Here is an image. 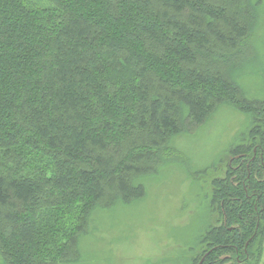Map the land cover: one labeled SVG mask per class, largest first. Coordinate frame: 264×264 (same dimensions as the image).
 I'll return each mask as SVG.
<instances>
[{
	"label": "trees",
	"instance_id": "obj_1",
	"mask_svg": "<svg viewBox=\"0 0 264 264\" xmlns=\"http://www.w3.org/2000/svg\"><path fill=\"white\" fill-rule=\"evenodd\" d=\"M262 2L0 0L7 264H78L98 208L144 191L143 175L182 153L175 138L223 104L250 112L251 126L224 151L228 161L201 169L219 175L196 264H260L264 98L236 75L259 50Z\"/></svg>",
	"mask_w": 264,
	"mask_h": 264
},
{
	"label": "rangeland",
	"instance_id": "obj_2",
	"mask_svg": "<svg viewBox=\"0 0 264 264\" xmlns=\"http://www.w3.org/2000/svg\"><path fill=\"white\" fill-rule=\"evenodd\" d=\"M256 16L259 31L254 38L259 50L247 66L237 69L236 77L247 87L243 86L249 97L263 100V2ZM249 113L223 104L207 125L195 127L196 133L177 136L174 143L182 153L172 154L160 171L143 175L144 191L98 208V216L92 218L90 231L80 242L78 264H196L201 236L216 220L210 194L212 179L219 175L201 169L222 155L223 161L229 160L224 151L250 128ZM0 264H7L1 254ZM260 264H264V250Z\"/></svg>",
	"mask_w": 264,
	"mask_h": 264
},
{
	"label": "water",
	"instance_id": "obj_3",
	"mask_svg": "<svg viewBox=\"0 0 264 264\" xmlns=\"http://www.w3.org/2000/svg\"><path fill=\"white\" fill-rule=\"evenodd\" d=\"M203 260H204V258H202V260L199 262V264H201Z\"/></svg>",
	"mask_w": 264,
	"mask_h": 264
}]
</instances>
